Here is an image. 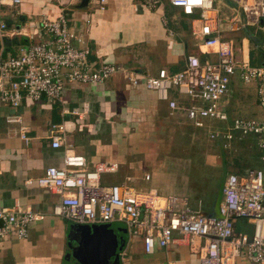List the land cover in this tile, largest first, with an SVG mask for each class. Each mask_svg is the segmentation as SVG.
<instances>
[{"label": "crops", "instance_id": "crops-1", "mask_svg": "<svg viewBox=\"0 0 264 264\" xmlns=\"http://www.w3.org/2000/svg\"><path fill=\"white\" fill-rule=\"evenodd\" d=\"M80 2L21 0L16 4H0V24H7V35L0 36V56L18 55L24 46L50 39L49 35L40 34L41 19H55L66 14L71 29L82 39L75 44L90 48L89 60L95 67L103 63L125 66L135 72L138 82L132 83L124 74L117 73L103 83L68 84L60 100L25 99L18 107L0 101V208L17 212L31 209L44 216L31 224L27 237L12 235L0 239V264H82L73 255L68 256L70 243L79 247L78 233L71 232L76 223L53 213L59 196L25 182L44 174L50 165L62 166L66 149L85 155L89 168L101 163L114 165V171L102 174L104 184L121 183L131 177L136 187L154 189L161 195L183 196L195 210L213 211V206H209L211 211H204L202 204L209 199L191 197L190 192L195 194L198 187L196 182L190 184L189 193L172 191L177 176L186 172L189 175L191 169L211 165L198 162L190 148L176 147L173 153L164 152L166 141L159 140L173 134L178 143L177 137L183 133L207 131L209 134V129L217 130L209 119L205 120V128L196 127L183 109L194 103H205L193 101L172 88L170 99L178 103L177 108H172L169 100L161 99L156 90L147 89L144 83L146 75H157L162 68L169 72L183 69L191 53L202 60L216 59L217 55L194 34L191 17L165 1L157 8H149L140 0H106L104 10L99 7L100 0H91L85 7H81ZM217 3L223 16L234 12L232 1L219 0ZM14 28L22 33L11 34ZM252 30L258 35L263 32L260 27ZM231 31L233 35L225 32L227 38L234 39L239 32L243 34L237 52L244 46L251 57L250 39L244 37L246 32ZM260 48L264 53V48ZM232 81L233 76L231 84ZM231 84L230 91L222 99L229 115V122L225 121L226 130L233 118H247L230 112ZM254 84L258 102L257 84ZM76 109L81 117L73 113ZM53 124L64 125L63 145L59 148L51 145ZM23 125L30 126L28 142L21 137ZM112 173L117 174L114 182L106 183L103 175ZM147 174L149 179H146ZM187 178L195 181L191 176ZM108 223L125 240L119 252L120 264H200V255L185 239H176L166 246L157 244L152 253H147L142 237L131 235L124 222ZM250 226L251 223L240 219L236 230L251 233L252 230L247 229ZM247 263L243 258L239 261V264Z\"/></svg>", "mask_w": 264, "mask_h": 264}, {"label": "built area", "instance_id": "built-area-1", "mask_svg": "<svg viewBox=\"0 0 264 264\" xmlns=\"http://www.w3.org/2000/svg\"><path fill=\"white\" fill-rule=\"evenodd\" d=\"M164 1L191 17L194 34L204 46L213 49L217 58L202 60L191 53L179 71L162 68L157 75H146L145 87L156 90L161 99L169 100L172 108L178 107L177 101L170 99L172 88L193 101L205 103L183 107L192 124L205 128L206 119L229 120L222 99L230 91L232 76L239 72L245 83L257 84L262 119L235 117L227 130L209 129V136L232 140L253 134L258 138L264 161V63L252 64L244 46L237 52L234 39L227 38L221 28L227 22L233 30L260 27L264 32V0H230L235 4L234 12L224 16L219 0H140L149 8H157ZM20 2L0 0V4ZM99 7L104 10L106 0H100ZM39 24L41 36L49 35L50 39L32 42L18 55L0 56L2 103L18 107L25 99L60 100L68 84L103 83L117 73L124 74L132 83L138 82L135 72L125 66L103 63L95 67L89 60L90 48L75 44L82 39L71 29L66 14L55 19L43 18ZM6 30L7 24L2 22L1 37L7 35ZM10 33L22 31L14 28ZM244 37L248 39L245 33ZM73 113L81 117L78 109ZM29 130V125L22 126L21 137L26 142ZM63 130L62 124L52 125L54 148L63 145ZM70 151L65 150L62 166L50 165L41 176L25 181L59 196L53 207L54 215L77 224L124 222L131 235L142 237L147 253H152L157 244L166 246L176 239H185L200 255V264H239L242 258L247 264H264V168L228 172L222 217H218L195 210L186 197L161 195L154 189L136 187L131 177L121 183L104 184L102 174L114 171V165L101 163L89 168L85 155ZM149 178L147 174L146 179ZM43 217L31 209L17 212L1 207L0 239L12 235L27 237L31 224ZM240 219L252 224L251 233L236 230Z\"/></svg>", "mask_w": 264, "mask_h": 264}, {"label": "rangeland", "instance_id": "rangeland-1", "mask_svg": "<svg viewBox=\"0 0 264 264\" xmlns=\"http://www.w3.org/2000/svg\"><path fill=\"white\" fill-rule=\"evenodd\" d=\"M223 31L228 32V34L234 32L231 31L230 24L224 22L221 24ZM233 35V33L231 34ZM264 39V32L259 33ZM234 41L236 48L242 42L243 34L236 33L234 36ZM249 50L252 51L255 60H258L261 52V48L257 44L250 40ZM251 58V57H250ZM232 91L230 95V112L231 114H239V116H245L247 118H257L262 119V109L257 102L256 97V85L254 83H244L240 78L239 72L233 75L232 81ZM244 114V115H243ZM210 124L213 125L214 129L225 131L226 122L218 119H209ZM229 122V121H227ZM172 136H166L165 139L161 138L159 140L166 141V146L161 147L164 152L173 153L174 148H190L196 155V160L201 163H208L211 166H204L199 169H191L189 175H179L176 180H174L172 191L174 193L190 192V184L198 183L195 194L190 192L191 197H202L206 200L210 197L211 188H213L214 195L216 194L219 181L222 176V159L220 153V139L211 138L207 131H198L196 133L181 134L177 137L178 143L175 142L173 134ZM162 141V144H163ZM258 141L257 137L253 134H248L241 138H234L232 140L223 139L225 145V151L227 156V166L229 172H241L244 169L253 168L255 166L264 168V163L260 158V150L256 144ZM165 143V142H164ZM183 153V152H182ZM117 174H104L103 179L106 183H113L114 178ZM191 176L189 180L187 177ZM106 179V180H105ZM194 196V197H193ZM210 202V198H209ZM252 230V226L247 228Z\"/></svg>", "mask_w": 264, "mask_h": 264}, {"label": "water", "instance_id": "water-1", "mask_svg": "<svg viewBox=\"0 0 264 264\" xmlns=\"http://www.w3.org/2000/svg\"><path fill=\"white\" fill-rule=\"evenodd\" d=\"M80 6L85 7L91 0H80ZM264 23V20L262 21ZM247 37L254 41L259 47L264 48V39L255 33L249 27L245 29ZM220 153L222 159V176L219 181L215 199L213 202V211L203 212V214L216 215L222 217L221 203L223 198V189L227 174V156L223 139H220ZM77 232L79 238V247L71 245V252L82 264H120V250L124 247V237L118 236L114 228L109 223L101 224H73L71 232Z\"/></svg>", "mask_w": 264, "mask_h": 264}, {"label": "trees", "instance_id": "trees-1", "mask_svg": "<svg viewBox=\"0 0 264 264\" xmlns=\"http://www.w3.org/2000/svg\"><path fill=\"white\" fill-rule=\"evenodd\" d=\"M8 39V38H7ZM9 40V39H8ZM10 41V40H9ZM263 61H264V53L261 51L260 52V56H259V58H258V60H255V58L253 57V53H252V51H251V62L253 63V64H259V63H263ZM259 168H262V167H259ZM246 169H244V170H242L241 172H244ZM213 196H215L214 195V192L212 193V199H211V201H210V203L209 202H207L206 204L205 203H203L202 205L204 206L203 208H204V211H211V209H209V206L210 207H212L213 206V202H214V199H215V197H213ZM209 199V198H208Z\"/></svg>", "mask_w": 264, "mask_h": 264}]
</instances>
